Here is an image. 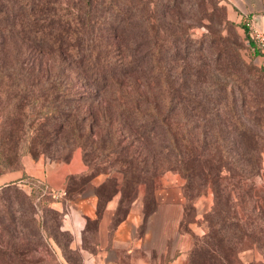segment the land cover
Masks as SVG:
<instances>
[{"label":"trees","instance_id":"1","mask_svg":"<svg viewBox=\"0 0 264 264\" xmlns=\"http://www.w3.org/2000/svg\"><path fill=\"white\" fill-rule=\"evenodd\" d=\"M170 1L175 0H0V27L16 32L33 49L46 48L51 60L43 79H37L18 56L1 61L0 80L20 90L8 107L5 123H60L66 145L81 147L85 162L89 155L115 156L120 166L115 172L122 177L121 182L113 179L114 195L121 193L123 205L126 189L169 171H178L188 190L210 187L215 206L205 216L206 234L196 239L189 261L235 264L228 251L252 247L256 235L232 204L241 198L243 175L256 174L264 153L263 68L245 65L248 73L238 71L242 73L238 77L231 72L238 65L237 50H226L227 72L202 63L179 84L159 62L162 48L157 43L148 53L149 61L135 65L128 54L139 47L120 46L117 33L129 32L133 18L148 33L151 18L159 22L157 12ZM180 34L185 60L196 58L211 42L208 35L196 39L188 32ZM174 44L166 50L177 54L179 47ZM135 72L147 92L154 94V102L140 95L137 85L129 83L130 91L125 87ZM33 90V103L28 105L24 98ZM94 124L102 130L97 138ZM154 131L165 142L159 151L153 146L158 139ZM134 143L142 149H133ZM3 144L0 165L6 160ZM111 172L106 174L111 177ZM25 181L32 182L33 190H49L26 174L1 188ZM98 195L101 206L110 199Z\"/></svg>","mask_w":264,"mask_h":264},{"label":"rangeland","instance_id":"2","mask_svg":"<svg viewBox=\"0 0 264 264\" xmlns=\"http://www.w3.org/2000/svg\"><path fill=\"white\" fill-rule=\"evenodd\" d=\"M163 6L161 12H157L159 22L156 18H151L148 33L144 32L133 18L130 31L123 32L120 29V33L116 35V43L120 46L139 47L138 52L128 54L129 60L134 61L135 65L149 61L148 53L152 52L150 49L157 43L162 48L159 62L165 71L172 75L173 81L180 84L185 75L187 79L202 63H212L218 69L227 72L226 65L230 57H226L225 51L232 52L234 49L237 50L238 65L231 71L233 74L239 77L242 73L238 71L244 72L247 65L255 69L263 68L264 76V61L260 62L259 58L264 55L248 41L245 21L231 19L225 0H175L170 1L168 5L164 2ZM172 31L175 33L172 34ZM180 32H188L196 39L208 35L211 42L205 46L203 52H199L197 59L192 57L185 60ZM172 43L179 47L175 50L177 54L174 50H166ZM256 52L259 54L255 55ZM16 56L26 67L32 69L37 79L48 76L51 60L47 49H33L29 44L22 42L16 32L9 33L7 29L0 27V63L13 61ZM183 66L185 69H182ZM244 73L247 74L248 71ZM250 73L253 74V70ZM141 80L140 73L135 72L124 85L129 91L132 89L129 83L137 85L139 94L154 102V94L147 92ZM190 84L191 80L188 82V85ZM9 85L10 83L0 80V142L4 143L2 148L6 159L4 165H0V173L18 168L25 156H31L35 160L44 158L48 162L64 163L80 151L85 162L81 147L73 149L74 146L66 145V132L63 125H58L60 123H14V121L5 123L8 107L20 91L15 85ZM34 93L36 92L33 90L31 95L24 98L28 105L29 103L32 105ZM44 99L48 100L46 95ZM28 110L29 108L26 112H31ZM160 111L164 113V110ZM174 120L172 119V122ZM94 127L96 131L94 137L97 138L102 130L96 124ZM154 132L158 139L154 141L153 146L159 151L165 142L162 141V136L157 137V131ZM153 146L152 149L155 148ZM147 147L151 146L147 144ZM133 149L140 150L142 146L140 143H134ZM87 160L88 162H85L87 172L71 176L73 178L69 179V188L80 189L102 175L104 179L97 192L104 200L111 198L117 188L113 179L121 182L122 177L120 173L115 172L116 169H120L117 158L89 155ZM112 170L114 172H111L110 177L106 173ZM31 183L25 181L7 188L0 187V264H82L80 253L70 248L71 236L60 229L61 214L53 207L51 196L45 189L36 187L33 190ZM186 185V179L178 171L166 172L147 184L126 189L124 206L127 207L142 194L147 211L151 213L157 207L159 198L180 199L181 232L189 245L188 249L182 252L177 264H196L189 261V253L196 239L206 234L205 216L214 209L215 197L210 187L201 186L188 190ZM202 189L203 192L200 193ZM240 193L241 198L232 204L233 209L248 228L254 229L256 235L252 247L242 249L240 247L237 252L235 248L233 251L229 250L228 255L235 264H264V153L257 164L256 174L243 175Z\"/></svg>","mask_w":264,"mask_h":264},{"label":"crops","instance_id":"3","mask_svg":"<svg viewBox=\"0 0 264 264\" xmlns=\"http://www.w3.org/2000/svg\"><path fill=\"white\" fill-rule=\"evenodd\" d=\"M229 16L240 22L249 17L264 32V0H225ZM263 63L264 56L259 57ZM80 151L68 162H48L25 156L20 167L0 173V187L20 181L24 174L44 183L60 229L71 236L70 248L82 256V264H177L188 241L182 235L181 200L159 198L149 213L144 195L125 207L121 193L101 206L97 193L103 177L97 176L80 189L71 190V176L85 174Z\"/></svg>","mask_w":264,"mask_h":264},{"label":"built area","instance_id":"4","mask_svg":"<svg viewBox=\"0 0 264 264\" xmlns=\"http://www.w3.org/2000/svg\"><path fill=\"white\" fill-rule=\"evenodd\" d=\"M244 21L249 39L255 48L264 55V32L259 30L249 17L245 18Z\"/></svg>","mask_w":264,"mask_h":264}]
</instances>
